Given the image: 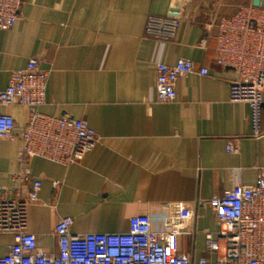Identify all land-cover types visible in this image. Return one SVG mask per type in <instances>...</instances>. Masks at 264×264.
<instances>
[{
	"label": "crops",
	"instance_id": "0c3cea01",
	"mask_svg": "<svg viewBox=\"0 0 264 264\" xmlns=\"http://www.w3.org/2000/svg\"><path fill=\"white\" fill-rule=\"evenodd\" d=\"M18 19L0 35V92L11 72L32 59L49 73L42 114L85 120L100 140L79 163L29 161L31 180H15L23 142L18 131L0 139V194L27 199L32 180L43 183L28 205V232L49 255L61 218L74 234L123 233L131 218L155 232L175 234L177 251L216 262L207 235L219 228L213 202L239 186H253L264 168V138L257 139L246 103L229 102L236 79L215 63L218 25L254 0H22ZM264 1V0H260ZM180 16L176 36L156 42L145 33L150 16ZM191 60L208 76L190 74L176 85L178 99L159 103L157 65ZM264 100V94H263ZM16 128L27 108H0ZM264 130V105L262 115ZM234 143L237 151L229 153ZM13 238L0 236V257Z\"/></svg>",
	"mask_w": 264,
	"mask_h": 264
},
{
	"label": "built area",
	"instance_id": "2783aa9c",
	"mask_svg": "<svg viewBox=\"0 0 264 264\" xmlns=\"http://www.w3.org/2000/svg\"><path fill=\"white\" fill-rule=\"evenodd\" d=\"M22 0H0V35L15 25ZM180 16L173 10L164 17L150 16L145 33L156 42L169 43L176 36ZM215 63L232 68L236 79L229 87V102L246 103L251 110V125L257 139L262 129L264 94V8L241 6L231 17L223 18L216 36ZM190 74L206 77L207 68L197 69L191 60L175 65L159 63L156 75V98L159 103H173L180 78ZM49 73L32 58L27 66L11 72L9 84L0 92V108H27L29 120L17 129L14 118L0 114V139H9L18 131L23 146L18 154L19 169L15 180L29 182V161L44 159L64 166L79 163L99 143L98 134L85 120L74 121L42 114L38 108L46 101ZM236 152L234 143L227 146ZM43 183L32 180L27 199H9L0 194V236L13 238L0 264H264V168L253 186L228 190L213 202L219 236L207 235V252L224 254L216 262L206 258L194 261L178 253L175 234L152 230L148 220L131 218L123 233L74 234L71 217L61 218L55 226L58 251L45 254L37 238L28 232V205L39 198Z\"/></svg>",
	"mask_w": 264,
	"mask_h": 264
},
{
	"label": "water",
	"instance_id": "95a60500",
	"mask_svg": "<svg viewBox=\"0 0 264 264\" xmlns=\"http://www.w3.org/2000/svg\"><path fill=\"white\" fill-rule=\"evenodd\" d=\"M253 5L257 7L261 6L262 8H264V1L254 0Z\"/></svg>",
	"mask_w": 264,
	"mask_h": 264
}]
</instances>
